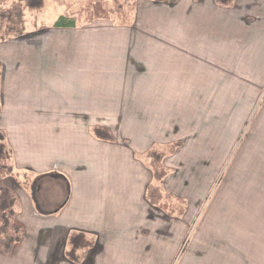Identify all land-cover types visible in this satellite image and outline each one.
I'll return each instance as SVG.
<instances>
[{
  "label": "crops",
  "instance_id": "crops-1",
  "mask_svg": "<svg viewBox=\"0 0 264 264\" xmlns=\"http://www.w3.org/2000/svg\"><path fill=\"white\" fill-rule=\"evenodd\" d=\"M142 1L137 25L62 14L0 42L3 186L25 226L0 264H264V0ZM177 142L170 214L146 197L145 157Z\"/></svg>",
  "mask_w": 264,
  "mask_h": 264
},
{
  "label": "trees",
  "instance_id": "trees-1",
  "mask_svg": "<svg viewBox=\"0 0 264 264\" xmlns=\"http://www.w3.org/2000/svg\"><path fill=\"white\" fill-rule=\"evenodd\" d=\"M159 2H175L177 0H155ZM222 7L233 6L235 0H215ZM45 0H15L9 7L0 9V41L10 40L11 38L22 34L25 27V8L31 10H39L45 4ZM121 13L124 12L129 16L128 10L124 3H117ZM107 7L106 0H88L83 8L89 15H85V19L81 18V12L78 17L70 15H62L54 23L55 27L75 26L77 22L92 23L95 20H109L111 18ZM136 11V10H135ZM131 23V22H130ZM122 25L127 24L123 19ZM129 24V23H128ZM1 70V64H0ZM1 76V74H0ZM0 116H1V98H0ZM93 134L102 140L113 141L114 135L105 128H94ZM182 143L177 142L165 148H154L147 153V161L154 175V183L147 187L146 197L154 205L164 208L168 207L162 203L166 193L160 187V183L165 179L168 170L164 166L163 161L166 155L174 153ZM12 149L7 143L6 133L0 129V254L13 255L25 238V226L19 220V197L3 186V178L13 172ZM183 203L182 201H180ZM183 210L184 205L175 208ZM173 212H170L172 214ZM91 246L90 240L83 233L72 234L69 238L67 256L78 262L80 261Z\"/></svg>",
  "mask_w": 264,
  "mask_h": 264
},
{
  "label": "rangeland",
  "instance_id": "rangeland-1",
  "mask_svg": "<svg viewBox=\"0 0 264 264\" xmlns=\"http://www.w3.org/2000/svg\"><path fill=\"white\" fill-rule=\"evenodd\" d=\"M179 1V0H177ZM175 1V2H177ZM236 1V0H235ZM15 2V0H0V9L2 7H9L11 6L13 3ZM88 0H45V5L39 9V10H31L29 8H25L24 10V14H25V27H24V31L22 34H19L15 37H20L21 35L25 34V30H26V21L28 22V20H33L32 24L38 28L40 25H48L51 24L53 21H55L60 15L62 14H66V15H70V16H75L78 17L81 12V15L83 19H85V15H89V13L86 10H83V8L85 7V5L87 4ZM124 3L126 9L128 10V14L129 16H126L123 13L120 12V10L118 9L119 6L117 5V3ZM144 2L142 0H106V4L107 7L113 9H109L111 10L110 15L111 18L107 21L114 23L116 25H121L122 20L124 19L127 24L128 23H133L135 22L136 19V25L139 22V15H137L136 13V9L137 6L143 4ZM97 21V20H95ZM83 23V22H82ZM29 26V25H28ZM33 27V28H34ZM31 28V27H30ZM28 30V29H27ZM8 41V40H6ZM3 42V41H0ZM5 42V41H4ZM2 43H0V51H5V49H1L2 47ZM1 64V62H0ZM0 74H1V70H0ZM2 75V74H1ZM0 80H1V76H0ZM227 80H231L234 81L236 83H238L236 80H232V79H227ZM264 96V94H263ZM214 138H216L214 136ZM219 138V137H217ZM175 153H169L168 155H166L165 158L172 156ZM145 159H148L147 156L145 157ZM219 159V164H218V169H217V175L218 176H224L226 174V169L228 167V163L231 162V160H227L224 162V158H221V156H218ZM148 162V161H147ZM164 166L167 168L168 173L166 175V177L168 176V174L170 173V170H172L171 167L167 166L165 163V160L163 161ZM211 175L215 174V171L210 173ZM209 174V175H210ZM165 177V178H166ZM165 179L159 184L161 189L163 190L164 193H166V196L164 197L162 203L165 204L170 212H172V209H174L175 211H178V207L175 208V206L181 207V205L183 203L180 202V200H177L175 198V195L170 193V191H166L163 184H164ZM192 236V235H191ZM191 236H189V238H187L185 247L187 248L188 245V240L191 239Z\"/></svg>",
  "mask_w": 264,
  "mask_h": 264
}]
</instances>
